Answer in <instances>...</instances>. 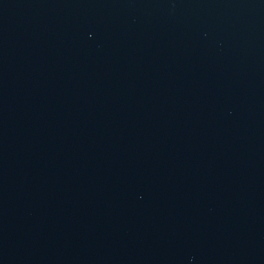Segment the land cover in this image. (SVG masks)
<instances>
[{
  "label": "water",
  "instance_id": "water-1",
  "mask_svg": "<svg viewBox=\"0 0 264 264\" xmlns=\"http://www.w3.org/2000/svg\"><path fill=\"white\" fill-rule=\"evenodd\" d=\"M0 264H264V0H0Z\"/></svg>",
  "mask_w": 264,
  "mask_h": 264
}]
</instances>
